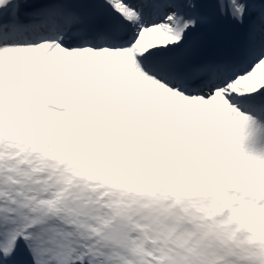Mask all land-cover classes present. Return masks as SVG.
Segmentation results:
<instances>
[{"label": "snow or ice", "instance_id": "1", "mask_svg": "<svg viewBox=\"0 0 264 264\" xmlns=\"http://www.w3.org/2000/svg\"><path fill=\"white\" fill-rule=\"evenodd\" d=\"M0 264H264V0H0Z\"/></svg>", "mask_w": 264, "mask_h": 264}]
</instances>
